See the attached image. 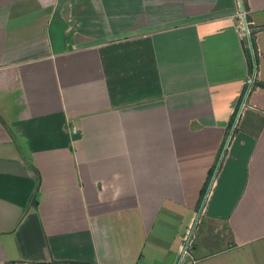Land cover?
<instances>
[{"label": "crops", "instance_id": "0c3cea01", "mask_svg": "<svg viewBox=\"0 0 264 264\" xmlns=\"http://www.w3.org/2000/svg\"><path fill=\"white\" fill-rule=\"evenodd\" d=\"M242 4L252 53L237 0H0V262L264 255V0Z\"/></svg>", "mask_w": 264, "mask_h": 264}, {"label": "water", "instance_id": "95a60500", "mask_svg": "<svg viewBox=\"0 0 264 264\" xmlns=\"http://www.w3.org/2000/svg\"><path fill=\"white\" fill-rule=\"evenodd\" d=\"M237 3H238L239 11H240L241 21H242V24H243L245 36H246V39H247V45H248V48H249L250 52L252 53V46H251V41H250V37H249V30H248V25H247L245 13H244V8H243L242 0H237ZM252 78H253V75H252L249 83L252 82ZM74 136H79V135H78V133H76ZM74 136H72V137H74ZM203 201L201 203V206L203 204Z\"/></svg>", "mask_w": 264, "mask_h": 264}, {"label": "built area", "instance_id": "2783aa9c", "mask_svg": "<svg viewBox=\"0 0 264 264\" xmlns=\"http://www.w3.org/2000/svg\"><path fill=\"white\" fill-rule=\"evenodd\" d=\"M185 248H186V245H185ZM0 264H63V263H56V262L32 263V262H26V261H14V262H0ZM64 264H67V263H64Z\"/></svg>", "mask_w": 264, "mask_h": 264}, {"label": "rangeland", "instance_id": "374dc122", "mask_svg": "<svg viewBox=\"0 0 264 264\" xmlns=\"http://www.w3.org/2000/svg\"><path fill=\"white\" fill-rule=\"evenodd\" d=\"M255 261V264H264V255H257V253L253 256L252 261Z\"/></svg>", "mask_w": 264, "mask_h": 264}, {"label": "trees", "instance_id": "16d2710c", "mask_svg": "<svg viewBox=\"0 0 264 264\" xmlns=\"http://www.w3.org/2000/svg\"><path fill=\"white\" fill-rule=\"evenodd\" d=\"M252 37H253V34L252 33H250V41H251V43L253 44V40H252ZM252 48H254L255 49V46L253 47V45H252ZM256 50H255V52H254V59H255V61H256ZM261 86H263L264 87V84H261ZM204 191H205V187L204 188H202V190H201V192L202 193H204Z\"/></svg>", "mask_w": 264, "mask_h": 264}]
</instances>
